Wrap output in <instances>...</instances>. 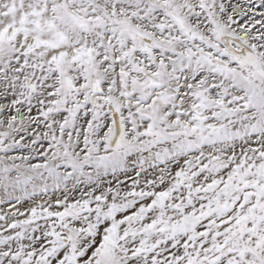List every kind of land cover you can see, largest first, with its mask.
<instances>
[{
    "label": "snow or ice",
    "instance_id": "1",
    "mask_svg": "<svg viewBox=\"0 0 264 264\" xmlns=\"http://www.w3.org/2000/svg\"><path fill=\"white\" fill-rule=\"evenodd\" d=\"M0 264H264V0H0Z\"/></svg>",
    "mask_w": 264,
    "mask_h": 264
}]
</instances>
